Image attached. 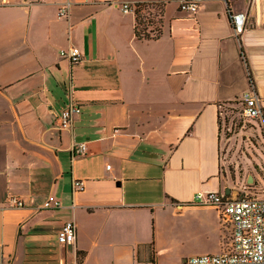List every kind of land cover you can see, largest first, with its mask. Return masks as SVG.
<instances>
[{"label":"crops","instance_id":"crops-1","mask_svg":"<svg viewBox=\"0 0 264 264\" xmlns=\"http://www.w3.org/2000/svg\"><path fill=\"white\" fill-rule=\"evenodd\" d=\"M180 1L0 0V262L183 264L225 249L229 226L195 195L237 194L219 110L250 80L264 126V0H199L193 15ZM137 2L161 5L158 37L136 36ZM71 46L77 62L60 53ZM69 220L73 244L57 239Z\"/></svg>","mask_w":264,"mask_h":264},{"label":"built area","instance_id":"built-area-1","mask_svg":"<svg viewBox=\"0 0 264 264\" xmlns=\"http://www.w3.org/2000/svg\"><path fill=\"white\" fill-rule=\"evenodd\" d=\"M129 3H122L123 11L131 9ZM134 7V6H133ZM179 9L193 15L199 9V0H181ZM66 14V7L59 9V15ZM229 21L233 32L240 33L245 28V15L242 12L229 13ZM61 55L69 58L71 62L80 59L78 47L71 46L67 50H61ZM241 113L246 119H259L261 116L260 99L252 80L249 86L240 94ZM79 107L75 103L69 104L59 112L58 119L61 126L70 123L72 113L79 112ZM86 152L85 143H77L73 146V154L82 155ZM109 167V165H107ZM81 180H73L72 188L78 190L82 188ZM198 203L213 205L220 213L223 224L230 228V234L226 241L225 249L220 253H202L187 256L183 259V264H264V194L249 195L247 193L239 196L227 195L221 192H198L195 195ZM14 206H22V201L11 198ZM59 201L49 195L43 201L44 208L57 207ZM76 237V227L73 221L63 223L57 232V239L60 242L73 244ZM0 264H5L0 262Z\"/></svg>","mask_w":264,"mask_h":264},{"label":"rangeland","instance_id":"rangeland-1","mask_svg":"<svg viewBox=\"0 0 264 264\" xmlns=\"http://www.w3.org/2000/svg\"><path fill=\"white\" fill-rule=\"evenodd\" d=\"M219 119L223 135L232 136V149L220 167L225 183L239 196L264 194V126L259 119L242 115L238 98L221 105ZM194 249L187 246V253L193 254Z\"/></svg>","mask_w":264,"mask_h":264},{"label":"trees","instance_id":"trees-1","mask_svg":"<svg viewBox=\"0 0 264 264\" xmlns=\"http://www.w3.org/2000/svg\"><path fill=\"white\" fill-rule=\"evenodd\" d=\"M135 13L134 31L139 38H155L161 33L162 8L158 3L137 2L133 7ZM157 23L158 26L151 25ZM220 124V119H219Z\"/></svg>","mask_w":264,"mask_h":264}]
</instances>
